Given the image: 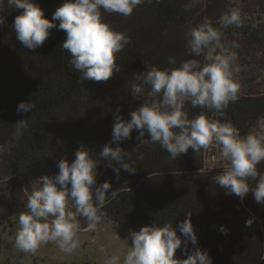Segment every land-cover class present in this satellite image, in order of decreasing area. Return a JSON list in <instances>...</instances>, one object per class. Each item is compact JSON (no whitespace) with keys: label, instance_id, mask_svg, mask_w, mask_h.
<instances>
[{"label":"trees","instance_id":"1","mask_svg":"<svg viewBox=\"0 0 264 264\" xmlns=\"http://www.w3.org/2000/svg\"><path fill=\"white\" fill-rule=\"evenodd\" d=\"M241 1L244 6L238 9L242 25L221 28L222 43L229 39L246 48L264 50V1L254 0L253 6L248 3L251 0ZM32 2L42 9L45 19L52 21L64 0ZM188 2L146 0L129 17L101 10L102 22L131 38V43L117 54L121 71L102 82L79 79L80 73L71 67L70 55L62 48L66 33L59 30V21H52L57 27L50 30L42 47L26 49L16 40L13 29L16 16L23 10L5 3L0 11L5 21L0 25V145L15 146L0 155V226L28 211L24 189L32 169H46L48 176L54 177L59 173L58 162L66 159L71 163L83 146L98 164L93 190L104 182L112 185L108 195L122 189L118 198L102 210L105 222L133 231L171 223L183 241L179 224L187 219L186 213L192 212L198 244L189 242L186 255L182 243L176 259H187L199 247L209 254L213 264H264V204H258L251 193L243 200L226 195L212 180L225 168L209 169L207 151L197 156L190 149L173 160L159 144L141 145L138 131L133 130L131 139L119 146L130 153L127 162L134 161V174L122 169L117 180L108 161L100 158L105 145L117 146L112 143L114 117L120 115L130 121V113L143 104L131 94V85L139 82L135 76L147 71V66L178 67L180 62L193 58L203 63V57L187 55L186 32L201 24L204 17L211 18L213 26L219 28L220 16L231 7L237 8L236 0H204L186 9ZM169 57H175L177 64L170 65ZM250 87L239 90L238 99L229 103L222 116L190 104H186L185 111L189 119L203 111L208 119L231 123L242 137L246 136L255 128L257 118L264 116V93L251 92ZM21 102L34 103V110L18 113ZM20 120L28 121V128L16 142L12 134ZM141 154L143 159L139 158ZM200 168L206 171L199 175ZM257 168L264 172V162ZM250 218H255L254 223L246 227ZM80 222L86 228L83 218ZM222 226L227 234L220 231Z\"/></svg>","mask_w":264,"mask_h":264},{"label":"clouds","instance_id":"2","mask_svg":"<svg viewBox=\"0 0 264 264\" xmlns=\"http://www.w3.org/2000/svg\"><path fill=\"white\" fill-rule=\"evenodd\" d=\"M146 0H64L53 14L52 21H59L58 28L66 33L62 48L70 55L71 67L80 73L82 81H108L121 69L117 64V54L125 49L131 38L126 33L102 22V11L129 17ZM151 2V0H147ZM204 0H189L186 9L201 5ZM22 9L13 24L15 38L26 49L35 51L42 47L50 36V30L57 25L44 18V12L32 0H0V11L4 5ZM0 17V25L4 24ZM220 27H214L211 18L204 17L203 22L190 28L185 34L187 55L203 57L188 59L178 67L160 69L147 66V71L135 76L138 83L131 85L134 99L143 104L130 113V121L122 116L114 117L112 129V148L105 145L100 158L108 161V166L116 173L117 180L123 169L134 174L136 168L127 161L130 153L120 147V142L131 139L133 130L139 135L141 145L159 144L176 160L191 149L197 156L201 151L214 147L218 159L226 161L224 171L212 177V180L225 191L226 195H236L243 200L249 193L258 204H264V172L257 166L264 162V116L256 120L255 128L246 136L231 123L208 119L202 111L200 115L189 119L186 104L191 107L214 110L223 115L230 102L238 99L240 85L232 78V65L237 60L233 49L239 43H222L223 32L230 26L242 25L238 8L231 7L218 21ZM168 63L176 65L175 57H169ZM35 108L34 103L21 102L18 113L27 114ZM12 140L18 142L28 128V121L20 120L15 126ZM145 134L148 138L145 139ZM15 145H0V155L11 151ZM143 159V155L139 156ZM98 164L82 146L75 153V159L69 163L61 159L57 167L59 173L54 177L43 176L27 189V212L18 215V227L14 247L21 252L35 255L38 249L50 242L65 254H72L80 247L78 233L95 230L105 222V206L116 200L122 189L111 191V182L96 184ZM206 169L200 168L199 175ZM254 183V187L251 184ZM70 185V187H69ZM187 219L176 228L171 223L144 226L139 231H131L128 239L132 247L128 250L118 248L106 258L105 264H213L209 254L196 247L187 259H176V252L184 245L198 244V237L191 221L192 212L185 214ZM81 218L86 228L81 227ZM255 218L246 220L251 227ZM220 231L227 234V229ZM127 243V240H124ZM128 244V243H127Z\"/></svg>","mask_w":264,"mask_h":264},{"label":"rangeland","instance_id":"3","mask_svg":"<svg viewBox=\"0 0 264 264\" xmlns=\"http://www.w3.org/2000/svg\"><path fill=\"white\" fill-rule=\"evenodd\" d=\"M254 2V0L248 1L252 6ZM235 5L237 8H241L244 3L241 0H236ZM232 41L234 40L226 39L223 43L227 45ZM233 51L237 53V60L232 65V78L240 85L239 90H243L249 85L251 87L248 89L251 92L264 93V50L239 46ZM217 157V149L210 147L207 150L206 159L209 169L226 168L228 162L221 161ZM47 173L46 169L41 168L30 171L25 185L29 194L32 191L33 183L34 187H38V183L35 182L43 176H48ZM17 227V216L0 226V264L7 262V264H15V261H21L22 264H105L106 258L116 249L123 248L126 251L128 247H132V241L128 237L133 230L120 224L104 222L95 230L80 231L78 233L80 247L70 255L61 252L51 242L40 247L33 255L21 252L14 247ZM124 240H127L128 244Z\"/></svg>","mask_w":264,"mask_h":264}]
</instances>
